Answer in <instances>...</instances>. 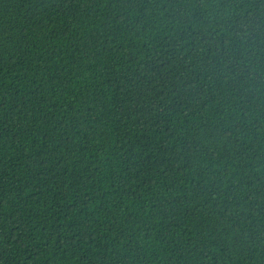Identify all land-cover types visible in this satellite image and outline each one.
Listing matches in <instances>:
<instances>
[{"label":"trees","instance_id":"16d2710c","mask_svg":"<svg viewBox=\"0 0 264 264\" xmlns=\"http://www.w3.org/2000/svg\"><path fill=\"white\" fill-rule=\"evenodd\" d=\"M0 264H264V0H0Z\"/></svg>","mask_w":264,"mask_h":264}]
</instances>
